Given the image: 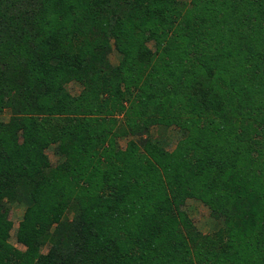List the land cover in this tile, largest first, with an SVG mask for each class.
<instances>
[{
	"label": "trees",
	"instance_id": "trees-1",
	"mask_svg": "<svg viewBox=\"0 0 264 264\" xmlns=\"http://www.w3.org/2000/svg\"><path fill=\"white\" fill-rule=\"evenodd\" d=\"M5 108L0 264H264V0H0ZM114 115L181 138L122 150ZM188 199L224 228L200 233Z\"/></svg>",
	"mask_w": 264,
	"mask_h": 264
},
{
	"label": "rangeland",
	"instance_id": "rangeland-1",
	"mask_svg": "<svg viewBox=\"0 0 264 264\" xmlns=\"http://www.w3.org/2000/svg\"><path fill=\"white\" fill-rule=\"evenodd\" d=\"M177 1L185 6H189L190 3V0H177ZM147 46L150 48L151 51H154L155 48L153 41H149L147 43ZM108 59H109V65L111 67H115L119 63L120 60L119 54L114 50L113 47L110 54L108 55ZM64 87L66 91L71 96L74 97L78 96L83 89L82 86L75 81L66 83ZM123 115L120 116L114 115L106 119V124L111 129L114 130L115 134H117L115 141L117 143V146L122 150H125L127 142L130 140L134 142H139L140 144L143 140H146L147 138H153V139H157L160 145L167 152H172L176 146L178 139L181 138L180 131L174 127H171L170 129L167 130L166 129L163 130L162 127L151 126L149 128L148 133H145L143 131H136L135 133H132L128 128L126 120ZM10 117H12L11 109L5 108L3 112L0 114V122L7 123ZM55 153H56L55 145L50 147L46 151V155L49 158V164L51 169L55 168L58 164H60V158ZM50 167L48 170H46V172L50 170ZM5 204L8 210V219L13 223V229L11 231V238L9 240V243L13 245L15 248L23 251L25 250V248L19 245L14 239V231L25 210V205L17 202H13V203L6 202ZM183 210L188 214L189 218L193 221L195 228L203 235H212L216 233L218 230L224 228L223 220L215 219L210 214V210L207 208V206L202 204L199 200L188 199L185 203ZM72 216H73L72 213L67 214V218L69 220L72 219ZM46 251H47L46 249L43 250L44 253Z\"/></svg>",
	"mask_w": 264,
	"mask_h": 264
}]
</instances>
